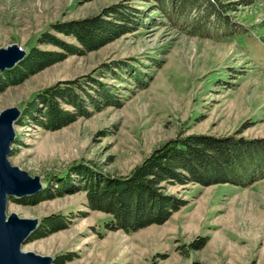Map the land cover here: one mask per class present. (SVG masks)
Returning <instances> with one entry per match:
<instances>
[{"label":"rangeland","instance_id":"rangeland-1","mask_svg":"<svg viewBox=\"0 0 264 264\" xmlns=\"http://www.w3.org/2000/svg\"><path fill=\"white\" fill-rule=\"evenodd\" d=\"M122 1L140 11L136 30L0 92V111L22 109L41 89L72 79L98 81L118 95L117 105L88 106L89 115L59 129L14 124L8 160L42 186H54L53 177L80 163L125 175L177 136L264 138V0L238 5L231 15L245 32L220 40L177 29L146 0H0V47L58 51L37 45L41 33L75 42L52 26ZM167 190L186 205L163 223L131 233L107 230L110 217L89 209L82 191L34 205L8 199L6 213L67 217L66 228L21 245L53 260L69 257L64 264H264V177L247 186L196 183Z\"/></svg>","mask_w":264,"mask_h":264},{"label":"trees","instance_id":"trees-1","mask_svg":"<svg viewBox=\"0 0 264 264\" xmlns=\"http://www.w3.org/2000/svg\"><path fill=\"white\" fill-rule=\"evenodd\" d=\"M146 1L153 3L152 9L177 29L220 40L245 32L231 14L240 5L251 6L257 0ZM139 13L122 1L95 15L55 23L52 26L55 33L71 37L75 42L41 33L37 45L51 44L58 51L31 47L16 65L1 71L0 92L70 55L82 56L136 30L141 18ZM112 74L115 75L113 70ZM83 84L89 85L72 79L41 89L26 102L15 124L55 130L75 121L78 116L89 115L88 106L99 111L102 106L118 104V95L107 85L95 81V85H89L91 93ZM262 177L264 138L189 134L167 140L152 149L125 175L106 173L80 163L69 167L65 175L53 177L54 186L47 182L33 195L10 197L9 200L34 205L82 191L89 209L110 217L104 224L107 230L131 233L163 223L186 205V199L169 193L167 187L196 183L247 186ZM67 222V217L62 214L43 216L27 240L44 238L66 228ZM68 260L69 257L57 256L53 262L64 264Z\"/></svg>","mask_w":264,"mask_h":264},{"label":"water","instance_id":"water-1","mask_svg":"<svg viewBox=\"0 0 264 264\" xmlns=\"http://www.w3.org/2000/svg\"><path fill=\"white\" fill-rule=\"evenodd\" d=\"M26 51L15 43L0 47V73L16 65ZM21 114L16 106L0 111V264H52L53 258L24 251L21 245L37 227V218L19 217L6 213L10 197L21 198L37 193L42 188L40 178L10 163L8 155L14 140V124Z\"/></svg>","mask_w":264,"mask_h":264}]
</instances>
